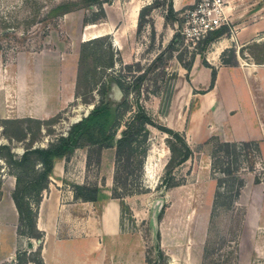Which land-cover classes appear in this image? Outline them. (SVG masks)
I'll return each instance as SVG.
<instances>
[{
	"label": "rangeland",
	"instance_id": "374dc122",
	"mask_svg": "<svg viewBox=\"0 0 264 264\" xmlns=\"http://www.w3.org/2000/svg\"><path fill=\"white\" fill-rule=\"evenodd\" d=\"M59 1L0 0V144L9 145L17 156L21 155L28 139L9 141L5 137L6 131L12 132L15 126L4 120L30 117L45 120L33 146H46L57 135L65 134L74 121L98 102L101 98L98 91L100 83L106 81L107 75L120 69L128 82L144 72L139 92L133 91L129 99L139 102L155 126L170 128L166 115L175 109L177 115L185 119V124L188 123L194 114V104L182 105V101H172V95L181 88L177 78L179 73L183 77V71L179 70L178 63L182 66L187 63L191 54L197 53L198 46L190 49L181 36L176 35L173 39L175 34L180 35V14L177 21H173V16L167 22L164 19V26L154 27L153 33L147 24L137 29L140 8L153 0L106 1L103 3L105 16L97 23L84 24L83 19H90L92 14L83 9L46 19L51 6ZM157 1L163 5L155 7L151 14H160L162 9H167L168 0ZM249 18L251 16L246 17V21ZM170 37L174 41L172 48L168 47ZM93 38H99L98 42L89 41L83 45V42ZM247 46L248 50L241 51L242 59L255 55L264 61V41ZM107 51L112 53L114 65L110 68L99 65L95 72L91 70L96 65L95 60L100 64L107 61ZM86 54L88 58L81 62ZM119 54L121 62L118 61ZM103 97L118 101L120 92L112 85ZM132 112L133 107L125 114L126 120ZM23 125H31L32 132L36 131L35 124L27 122ZM148 130L147 153L141 175L137 177L134 169L130 175L122 174L121 184L115 185L113 182L118 195H123L124 203L129 208V220H136L140 233L147 238L157 236L155 230L161 229L163 240L172 246L177 258H182L188 244L195 264H236V244L242 231L244 207L239 203L229 210L216 212L212 217L210 215L208 220L207 208L216 183L209 167L214 136L200 143H191L189 158L177 166L174 164L177 158H173L170 173L166 174L165 165L172 157L167 140L171 138L173 141L174 138L154 126H148ZM76 151L86 152L87 158L86 148ZM90 156L94 159V153ZM79 163L80 159L76 157L66 165L68 176L74 174L72 178L76 177V180L82 173ZM97 167L93 161L86 165L88 180L104 177L106 169ZM255 172L264 181L262 166L257 165ZM255 172L248 173L244 169V180L253 174L255 176ZM166 177L174 185L165 187L166 182H161ZM12 184L14 178L9 174L6 163L0 159V196L6 191L11 194L14 186L9 187ZM122 184H125V190ZM125 191L130 194H124ZM160 213L157 220L156 216ZM201 227L204 230L202 235ZM30 239L36 244L35 250L30 253L34 257L40 239ZM202 240L204 248L201 252L199 245ZM5 245V249H8V245ZM151 251V258L156 259V264L166 263L159 249ZM3 253L5 251L1 252L2 256Z\"/></svg>",
	"mask_w": 264,
	"mask_h": 264
},
{
	"label": "crops",
	"instance_id": "0c3cea01",
	"mask_svg": "<svg viewBox=\"0 0 264 264\" xmlns=\"http://www.w3.org/2000/svg\"><path fill=\"white\" fill-rule=\"evenodd\" d=\"M225 1V13L228 17L226 25L230 33L214 40L204 52L209 67L202 64L198 53L193 55L188 72L178 63L183 77L179 73L177 81L181 88L173 93L172 101H182V105L191 102L194 104V114L185 124V119L182 120L175 109L167 113L166 123L184 136L190 149L191 143H200L210 136L221 141L254 142L259 148L256 167L260 165L264 169V61L257 59L255 55H250L248 59H242L240 55L244 49L248 50V44L264 41V0ZM194 2L195 0H172V9L178 16ZM165 12V9L160 14L152 12L155 28L164 26ZM245 16H251V19L246 21ZM169 40H172L171 37ZM231 47L234 48L236 64L223 65L221 52ZM212 68L215 69V78L211 86ZM185 74L188 75L187 78ZM114 156V147L101 151L97 168L106 169V174L103 178L91 181L88 180L90 177L86 170V152L75 150L74 156L68 161L56 159L53 162L48 186L42 192L36 222L37 229L42 233L38 242L41 262L28 264H156V259L150 255L151 249H159L163 253L166 258L164 264H195L190 256L191 251L187 248L188 244L182 252V258H177L172 246L163 240L161 229L157 232L155 230L157 236L150 235L147 238L140 233L136 220H131L130 228L124 227L120 200L112 195ZM76 157L80 159L82 172L79 180L72 178L74 174L70 173V177L66 172V165ZM72 182L100 187L99 201L94 203L75 198ZM13 186L14 184L9 189ZM213 195L207 208L208 220ZM239 203L244 207V214L242 231L236 244V264H264L262 177L259 183L254 181V174L246 179L235 205ZM160 216L161 213L156 216L157 220ZM17 221L18 214L10 192H2L0 264L14 260L19 248L27 253L35 250L36 244L32 239L22 237V240L18 237ZM200 231L202 235V227ZM5 243L8 249H5ZM199 246L202 252L204 240ZM3 251L4 256L1 255Z\"/></svg>",
	"mask_w": 264,
	"mask_h": 264
},
{
	"label": "trees",
	"instance_id": "16d2710c",
	"mask_svg": "<svg viewBox=\"0 0 264 264\" xmlns=\"http://www.w3.org/2000/svg\"><path fill=\"white\" fill-rule=\"evenodd\" d=\"M109 0H60L53 4L47 12L46 19L64 15L70 11L83 9L87 13L92 14L90 19H83L84 24L97 23L104 18L105 11L103 3ZM167 1V0H166ZM163 5L162 2L153 0L150 4L140 8L138 12L137 29H141L145 24L154 31V20L151 16V11L158 6ZM165 21L170 17H175L173 21L179 18L176 12L172 9V0H168ZM96 6V8H95ZM190 7V6H189ZM86 15V14H85ZM230 29L228 25H222L219 28L211 31L197 45V53L201 57L202 64L209 67L205 60L204 52L209 48L210 44L221 36L228 35ZM179 34H175V36ZM99 38H93L87 42H98ZM173 39L168 44L172 48ZM85 53V52H84ZM107 61L100 64L94 62L91 70L95 72L96 66L110 68L114 65V59L110 51ZM195 53L191 54L189 61L183 64V67L190 70L192 58ZM93 55V54H92ZM241 55V54H240ZM89 55L82 56V61L86 60ZM94 56V55H93ZM158 57V56H157ZM156 57V58H157ZM117 60V58H116ZM120 60V54L118 55ZM221 63L223 65L236 64V55L234 48H227L221 52ZM121 65V64H120ZM125 65L122 67V69ZM88 74V73H87ZM143 74L134 76L131 82L124 79L121 74V69L112 75L106 76V81L100 83L99 94L101 98L98 102L93 103V107L89 110L86 116H82L80 120L72 123L65 134H59L55 139L48 142L46 146H33L36 141L37 133H40L41 126L45 120L36 118H21V119H6L7 124H13L15 130L12 132L6 131V138L9 141H22L28 139V143L24 147L21 155L17 156L9 145L0 144V159H2L9 168V174L14 177L15 183L11 191V198L18 214L17 234L27 238L40 239L42 233L37 229L36 222L38 216V208L42 199V192L47 188L49 176L53 167V162L56 159H64L68 161L75 150L78 148L87 149L86 165L92 161L94 164H99L101 151L106 148H115L114 164L115 171L113 181L115 185L121 184L122 174L130 175L137 171V177L141 175L144 158L147 153V145L149 138L148 126H154L168 133L173 141L167 140L168 148L172 154L171 159L165 165L166 174L170 173V168L173 165L172 159L177 158L174 162L175 166L185 162L191 155L192 150L186 143L182 134L165 126H155V122L148 115L144 108L136 100L130 101L129 96L133 91L139 92V87ZM188 75L186 74V78ZM215 78V69L211 72V86ZM95 83V82H94ZM115 86L120 92V99L113 101L103 95L109 92L111 86ZM133 107V112L129 119H125V114L130 112ZM35 124V132H32L31 125L24 126L23 123ZM124 127L123 129H119ZM96 147V148H95ZM94 153V159H91L90 154ZM259 155L258 145L251 141H221L214 138L213 146L210 151V175L215 179V189L213 195V204L211 209V217L216 212L229 210L234 207L238 196L244 186V174L242 171L247 170L248 173H254L256 170V161ZM121 161H123L121 163ZM246 165V166H245ZM259 175L254 176L256 183L260 182ZM170 178H164L162 184L166 182L165 187H171L174 183L169 182ZM112 187V195L120 200L122 216L129 213L128 206L124 203L123 195H118L117 187ZM124 190L125 184H122ZM75 198L83 201H92L97 203L101 193V188L95 184H72ZM124 194H130L127 191ZM40 246L38 252H35L34 257L30 256L25 250H17L15 259L4 264H28L29 262L40 263L41 259Z\"/></svg>",
	"mask_w": 264,
	"mask_h": 264
},
{
	"label": "built area",
	"instance_id": "2783aa9c",
	"mask_svg": "<svg viewBox=\"0 0 264 264\" xmlns=\"http://www.w3.org/2000/svg\"><path fill=\"white\" fill-rule=\"evenodd\" d=\"M225 5V0H196L180 13L182 25L179 33L187 47L195 49L209 32L228 24ZM122 220L124 227H131L128 214H124Z\"/></svg>",
	"mask_w": 264,
	"mask_h": 264
},
{
	"label": "water",
	"instance_id": "95a60500",
	"mask_svg": "<svg viewBox=\"0 0 264 264\" xmlns=\"http://www.w3.org/2000/svg\"><path fill=\"white\" fill-rule=\"evenodd\" d=\"M91 108H92V107H91ZM88 112H89V110H87L83 116H86ZM80 119H81V118H79L78 120H80ZM78 120H76V121H78ZM76 121H74V122H76Z\"/></svg>",
	"mask_w": 264,
	"mask_h": 264
}]
</instances>
